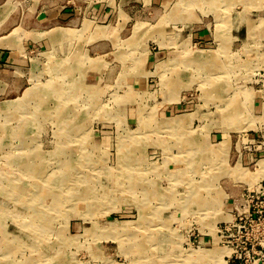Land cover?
I'll return each instance as SVG.
<instances>
[{
  "label": "rangeland",
  "instance_id": "374dc122",
  "mask_svg": "<svg viewBox=\"0 0 264 264\" xmlns=\"http://www.w3.org/2000/svg\"><path fill=\"white\" fill-rule=\"evenodd\" d=\"M154 13L109 59L84 22L0 102V264H216L215 226L264 181V0Z\"/></svg>",
  "mask_w": 264,
  "mask_h": 264
},
{
  "label": "crops",
  "instance_id": "0c3cea01",
  "mask_svg": "<svg viewBox=\"0 0 264 264\" xmlns=\"http://www.w3.org/2000/svg\"><path fill=\"white\" fill-rule=\"evenodd\" d=\"M171 1L173 0H0L1 104L19 98L28 89L23 76L34 71L33 59L39 63V67L44 62L60 61L71 53L78 52V47L71 48L70 45L77 44L79 27L84 22L104 25L98 28H112L105 32L104 41H96L88 49L93 54L99 53L104 55L103 58L109 59L114 52L112 36L109 35L118 34L128 40L132 36L133 25L153 20L154 6ZM92 78L97 80L95 76Z\"/></svg>",
  "mask_w": 264,
  "mask_h": 264
},
{
  "label": "built area",
  "instance_id": "2783aa9c",
  "mask_svg": "<svg viewBox=\"0 0 264 264\" xmlns=\"http://www.w3.org/2000/svg\"><path fill=\"white\" fill-rule=\"evenodd\" d=\"M242 193L232 220L215 226L221 264H264V181Z\"/></svg>",
  "mask_w": 264,
  "mask_h": 264
},
{
  "label": "bare ground",
  "instance_id": "6f19581e",
  "mask_svg": "<svg viewBox=\"0 0 264 264\" xmlns=\"http://www.w3.org/2000/svg\"><path fill=\"white\" fill-rule=\"evenodd\" d=\"M58 117V116H57ZM61 128V127H60ZM259 167H260V171L264 172V161L259 162ZM22 211V210H21ZM25 211V210H24ZM225 219V218H224ZM232 220V219H231ZM230 220V221H231ZM125 228V227H124ZM216 248V247H215ZM205 257L203 258L205 261L207 260V262L212 261V263H216L218 264L220 262V258L226 254L227 252L225 251V249L223 250L221 247L219 249H214V250H207L205 251ZM203 253V252H202ZM213 255V256H212ZM204 256V254H203ZM224 257V256H223ZM222 257V258H223ZM202 262V261H201Z\"/></svg>",
  "mask_w": 264,
  "mask_h": 264
}]
</instances>
